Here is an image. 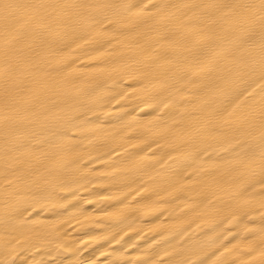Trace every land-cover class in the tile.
<instances>
[{
	"label": "bare ground",
	"instance_id": "obj_1",
	"mask_svg": "<svg viewBox=\"0 0 264 264\" xmlns=\"http://www.w3.org/2000/svg\"><path fill=\"white\" fill-rule=\"evenodd\" d=\"M0 264H264V0H0Z\"/></svg>",
	"mask_w": 264,
	"mask_h": 264
}]
</instances>
